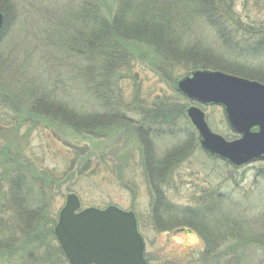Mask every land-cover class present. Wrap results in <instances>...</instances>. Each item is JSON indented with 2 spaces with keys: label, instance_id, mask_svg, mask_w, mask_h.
<instances>
[{
  "label": "trees",
  "instance_id": "16d2710c",
  "mask_svg": "<svg viewBox=\"0 0 264 264\" xmlns=\"http://www.w3.org/2000/svg\"><path fill=\"white\" fill-rule=\"evenodd\" d=\"M8 1H0L5 28L10 16ZM233 1L80 0L77 15L66 23L73 38L63 46L62 57L73 55L79 63L76 72L81 97L83 94L93 108L88 112L70 109V102L38 95L32 88L31 95L23 96L0 87V108H9L14 114V122L0 131V264H69L54 235L58 217L50 204L56 183L26 156L25 138H18L26 125H30L29 130L62 132L66 150L76 153L78 172L85 177L96 174L100 161L108 168L110 161L106 160L112 157L117 158V175L125 180V174L135 169L131 164L135 151L139 156L135 170L147 181L151 216L160 232L177 228L198 232L205 218L212 217L209 208L220 201L213 199L214 193H205L203 205L181 211L169 196L172 187L176 188V172L193 148L203 152L186 115L190 102L178 92L177 83L183 73L196 70L223 71L264 83V76L256 72L236 70L227 55L211 56L189 40V30L183 31L185 25L193 28L202 22L231 45L234 58L242 56L233 49L239 43L252 44L257 55L264 53V26L254 29L256 21L241 24L232 11ZM71 4L76 6L75 1ZM64 62L63 58L59 63L49 62V72L59 75ZM137 67L153 73L172 96L161 93L143 98L137 87L141 74L134 72ZM130 81L137 87L134 97L128 90ZM9 134L14 137L9 139ZM221 135L227 140L237 139L227 124ZM79 139L84 146L79 145ZM163 143H171L165 155L161 153ZM261 169L264 177V167ZM196 218L203 221L199 224ZM230 238L205 236L207 254ZM258 239L255 242L264 249V237ZM234 247L228 257L235 255Z\"/></svg>",
  "mask_w": 264,
  "mask_h": 264
},
{
  "label": "rangeland",
  "instance_id": "374dc122",
  "mask_svg": "<svg viewBox=\"0 0 264 264\" xmlns=\"http://www.w3.org/2000/svg\"><path fill=\"white\" fill-rule=\"evenodd\" d=\"M74 1L76 6L72 7L71 3ZM79 1H8L9 22L0 34L1 88H7L23 96L31 95L32 88L38 95L42 94L53 100L56 98L65 103L70 102V109L81 112L93 109L83 98V94L81 97V85L78 71L76 72L78 61L70 54L68 57L66 55L65 59L62 57L63 46L69 44L73 38L70 25L66 23L77 15ZM233 4L232 11L241 24L256 21L258 24L254 29L264 26V0H234ZM204 25L202 22L193 28L185 25L183 31L185 28L189 30L188 35L191 36L189 40L201 45L211 56L227 55L231 64L237 67H234L236 70L252 71L264 76V53L257 55L252 44L239 43L233 49L237 53L241 52L242 56L234 58L231 54V45L218 37L214 29ZM62 58L66 64L60 67V74L50 73L49 62L54 63L57 60L59 63ZM208 60L215 64L217 62L213 59ZM134 72L141 74L137 87L140 88L143 98L149 99L151 94L171 95L166 86L160 84L157 77L145 67H137ZM188 74L183 76L180 74L181 79ZM128 83L130 96L134 97L136 84L131 81ZM195 105L205 112L212 131L221 135L227 124L223 110L190 103V106ZM13 116L9 108H0V131L5 128L4 125L14 122ZM29 126H24L18 132V138L20 140L25 138L26 156L39 171L45 172L56 183L53 185L54 194L50 205L57 217L66 203L67 196L76 194L81 199L83 208L104 209L108 206H117L125 211H133L145 240L146 259L149 264H224L226 260L227 264H264V249L256 243L258 238L264 237V177L259 173L264 167V162L241 169H230L223 162L209 158L199 148H193L192 155L176 172V188L174 189V185L169 193L171 200L180 211L201 205L206 192L214 193L213 199L220 201L209 208L208 214L212 217L205 218V224L201 223L199 229L195 228L198 232L187 228L183 232L180 228L168 233L160 232L151 216L152 197L147 181L135 170L139 159L135 151L131 158L132 168L135 169H132L130 174H125V180L117 175L115 171L117 158L112 157L106 160L110 161L107 164L108 168L100 161L96 174L85 177L78 172L79 159L76 153H69L66 150L62 132L45 128L29 130ZM192 131L194 133L193 129ZM13 137L9 134L8 138ZM78 143L82 147L84 142L79 139ZM170 144H160L162 155L170 149ZM50 184L47 182V187ZM180 218L178 213V219L181 220ZM197 221L200 224L203 219L196 218L195 222ZM205 236H214V239L231 238L217 251L207 254ZM250 239L253 241L249 242ZM232 246H235L233 251L235 255L228 257L226 254L231 253Z\"/></svg>",
  "mask_w": 264,
  "mask_h": 264
},
{
  "label": "water",
  "instance_id": "95a60500",
  "mask_svg": "<svg viewBox=\"0 0 264 264\" xmlns=\"http://www.w3.org/2000/svg\"><path fill=\"white\" fill-rule=\"evenodd\" d=\"M5 16L0 12V33ZM178 92L204 107H221L230 129L239 136L227 141L212 131L205 112L187 109L200 147L212 158L242 168L264 161V84L223 72H190L177 83ZM54 235L70 264H148L146 244L132 211L117 206L83 209L69 194L59 212Z\"/></svg>",
  "mask_w": 264,
  "mask_h": 264
}]
</instances>
